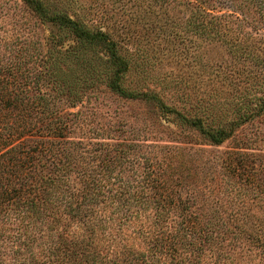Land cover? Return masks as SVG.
I'll use <instances>...</instances> for the list:
<instances>
[{
  "label": "trees",
  "instance_id": "obj_1",
  "mask_svg": "<svg viewBox=\"0 0 264 264\" xmlns=\"http://www.w3.org/2000/svg\"><path fill=\"white\" fill-rule=\"evenodd\" d=\"M21 1L41 24L74 36V55L102 45L113 91L174 112L208 145L237 143L201 149V170L187 148L149 140L134 124L132 136L81 134L80 111L65 110L52 91L69 50L0 23V264H264V153L236 131L264 121V35L233 13L264 21V0H144L156 41L190 33L196 46L220 44L230 56L228 70L212 66L199 80L187 113L123 86L131 59L118 51L114 26L94 30L46 0ZM215 2L232 11H215ZM178 6L187 15L170 19ZM106 11L95 14L109 21ZM67 92L78 96L75 87Z\"/></svg>",
  "mask_w": 264,
  "mask_h": 264
},
{
  "label": "rangeland",
  "instance_id": "obj_2",
  "mask_svg": "<svg viewBox=\"0 0 264 264\" xmlns=\"http://www.w3.org/2000/svg\"><path fill=\"white\" fill-rule=\"evenodd\" d=\"M46 1L53 12L65 11L75 18L82 17L84 22L94 30L100 27L103 31H107V26L110 28L111 24V29L114 26L115 33L112 37L117 42L118 51L131 59L128 70L124 74L123 86L134 93L152 91L159 96L163 104L174 106L185 113L193 106H197L198 101L194 99V96H197L196 92L201 89L198 87L199 80L207 81V74L212 66L226 71L228 70L226 65L231 63L224 46L208 42H202L196 46L195 38L190 33L182 35V38L181 35L176 38L171 36V42L169 40L164 42V38L156 41L155 33L147 32L150 21L143 12L144 0ZM214 4L217 12L232 11V7H228V4L217 2ZM100 9L107 10L105 16L110 19L109 21L99 20L98 14L95 13ZM180 10V6L171 10L169 18L178 20L180 17L185 18L187 14ZM233 13L243 18L249 28L250 25L253 27L256 24L258 34L264 35V21L252 23L253 20L248 18L246 20V17L238 11ZM0 23L4 24L9 32H15L21 27L24 32L29 31L34 39L38 37L49 46L59 39L57 46L62 47L63 50H69L64 55L60 54L57 81L51 84L56 87L52 91L54 94L58 93L56 95L60 96V104L65 110L81 112L76 118L80 124L76 129L81 126L86 132L79 130L81 134L132 136L126 130L134 124L136 128H141L142 132H147L146 138L149 140L170 142L187 148L193 155L194 166L201 170L207 169L200 165L199 158L205 160L208 154L201 149L211 148L210 150L217 151L237 143L236 138V140H226L221 146L208 145L196 131L182 126L181 117L179 118L174 112L162 110L156 102L142 99L137 95L125 97L113 91L107 85L111 75L110 68H113V65L110 62L105 64L104 60L110 56L102 45H86L84 50L81 48L74 55L75 50L72 46L78 44L74 36L50 22L41 24L33 15L31 16L29 10L25 9L21 0H0ZM121 23L123 25L120 28ZM158 23L159 21H156V25ZM3 30L0 29V34ZM62 85L64 86L63 94L60 93ZM74 87L78 90L77 97L67 92ZM188 93L192 97L188 98ZM232 99V95L227 94L221 101L224 105L229 104V100ZM72 104L76 105L72 106ZM257 120L260 119L257 118L254 123L248 121L236 131L239 133L238 138H242L245 142L248 140L249 146H255L264 153V133H262L264 121ZM97 130L103 134L96 135ZM73 135H77V132Z\"/></svg>",
  "mask_w": 264,
  "mask_h": 264
}]
</instances>
